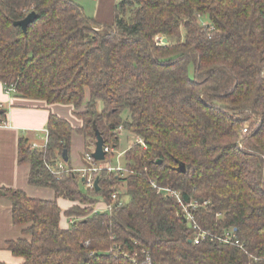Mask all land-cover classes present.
Listing matches in <instances>:
<instances>
[{"label": "trees", "instance_id": "1", "mask_svg": "<svg viewBox=\"0 0 264 264\" xmlns=\"http://www.w3.org/2000/svg\"><path fill=\"white\" fill-rule=\"evenodd\" d=\"M115 1L108 24L76 0H0L4 88L82 121L51 113L44 146L21 139L29 185L55 199L0 189L23 227L6 249L23 264H264V0ZM32 12L24 33L14 23ZM95 129L112 148L123 130L140 141L121 172H93L99 191H84L72 137L95 146ZM123 186L121 206L94 214ZM194 224L232 240L195 244Z\"/></svg>", "mask_w": 264, "mask_h": 264}, {"label": "crops", "instance_id": "2", "mask_svg": "<svg viewBox=\"0 0 264 264\" xmlns=\"http://www.w3.org/2000/svg\"><path fill=\"white\" fill-rule=\"evenodd\" d=\"M98 1L99 5L94 19L100 23H111L116 1ZM0 111L5 114V118L2 120L3 124L0 123V189L21 190L32 198L54 200L55 193L53 190L29 185L30 165L19 162L20 141L26 139L31 144L44 145L47 138V123L51 113L68 120L74 128L81 127L82 121L74 116V110L71 106H60V104L50 106L43 101L27 100L15 95H8L5 93L4 85L1 82ZM77 135L74 133L72 137L71 162L75 148V136ZM84 142L85 146L86 140ZM72 167L75 168L76 166ZM75 169L83 171L90 168L82 165ZM59 204L63 210L71 205L64 200H59ZM11 212V202L0 195V263L23 264L21 258L14 257L6 249L7 242L20 239L23 230V227L13 224Z\"/></svg>", "mask_w": 264, "mask_h": 264}, {"label": "rangeland", "instance_id": "3", "mask_svg": "<svg viewBox=\"0 0 264 264\" xmlns=\"http://www.w3.org/2000/svg\"><path fill=\"white\" fill-rule=\"evenodd\" d=\"M76 3H78L79 5H81L84 8L87 16L95 18L96 14H97V8L99 5L98 0H76ZM192 75H193V73L191 72V76ZM60 106H64V105H60ZM123 117L128 118V113H124ZM75 138H76V141L74 143L75 148H74V154L72 157L71 165L76 166V167L83 165L86 168H93V166L103 167V168H105L106 166H112V167H120L121 168L123 166V163H124V153L130 148V146L132 144H134L135 142H137L139 140L138 138H136L135 135H133L129 131L123 130L119 134L118 147L113 148L112 154L109 155L105 161H95V160L89 161L87 159V156L92 155V153L95 150V146H94L93 142L90 141V143H89V141L88 142L86 141V144L84 146V143H85L84 137H82L81 135H79V136L77 135V136H75ZM72 168H73V170L78 172L81 176L84 175L82 170L77 171L74 167H72ZM124 188H125L124 186L121 188L122 194L125 192ZM82 189L84 191L87 190L86 184L83 183ZM123 200L125 201V197L123 198Z\"/></svg>", "mask_w": 264, "mask_h": 264}, {"label": "built area", "instance_id": "4", "mask_svg": "<svg viewBox=\"0 0 264 264\" xmlns=\"http://www.w3.org/2000/svg\"><path fill=\"white\" fill-rule=\"evenodd\" d=\"M158 41L163 42V40H161V39H158ZM5 93L8 95H12L13 93H15V88L13 86L6 88ZM2 124H3V122H2ZM243 133H247V129H244ZM46 143H47V138L45 140L44 145ZM44 145H42V146H44ZM42 146H39L38 144H32L33 149H37V148H40ZM104 151L106 153V159H107V154H112L113 148L111 146H105ZM87 159L89 161L93 160L92 155H88ZM63 166H64V163L60 162L59 167L63 168ZM105 168L109 173L122 171V167L120 168V167L106 166ZM101 169H103V167L93 166V168L83 170L84 175L82 176V178L85 179V183H86L87 188H89V189L95 188L94 184H95L96 179L93 176V172H98ZM160 191H162V190H160ZM162 192L164 193V195L166 197L175 198L177 200V202L180 205H182V201H181L178 193H176L170 189H164ZM120 194H122L121 191L115 193L112 196V199L114 200L112 205H106L105 203H100L95 208L94 214L111 213L113 211L114 207L121 206L124 203V200L119 199ZM191 206H195V205H191ZM183 213L186 216V220H188L189 222L194 221L193 216L188 212L187 208H185V207L183 208ZM75 221L76 220H74V219H70L67 224L69 226H72L75 223ZM193 228H194V230H198V233L195 236V241H194L195 244H199L202 240H205L206 238H209V237L211 238V241H221V242H225V243H228L232 240V234L230 232L227 233L224 237H219V236H210V234H208L207 232L200 230L196 224L193 225Z\"/></svg>", "mask_w": 264, "mask_h": 264}, {"label": "water", "instance_id": "5", "mask_svg": "<svg viewBox=\"0 0 264 264\" xmlns=\"http://www.w3.org/2000/svg\"><path fill=\"white\" fill-rule=\"evenodd\" d=\"M36 18H37L36 13L32 12L22 21L15 22L14 25L20 26L23 29L24 33H26L29 24L34 22V20ZM163 42L166 43L167 39H164ZM95 136H96V143H95V150L92 153V158L95 161H105L106 160V153L104 151V148H105L106 144L104 142L102 135L100 134V132L97 129H95ZM63 159L65 162L69 161V158L66 156V153L63 154ZM156 163L161 164L162 162L157 161ZM179 170L184 173L185 172V166L182 164L180 166ZM84 181H85V179L82 178V182H84ZM94 186H95L96 191H99V178H96Z\"/></svg>", "mask_w": 264, "mask_h": 264}]
</instances>
